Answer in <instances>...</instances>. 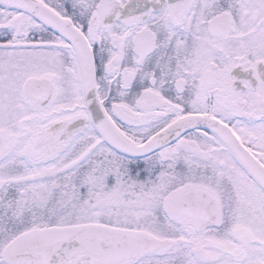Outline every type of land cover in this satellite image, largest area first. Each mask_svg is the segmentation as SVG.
<instances>
[{
  "label": "snow or ice",
  "instance_id": "1",
  "mask_svg": "<svg viewBox=\"0 0 264 264\" xmlns=\"http://www.w3.org/2000/svg\"><path fill=\"white\" fill-rule=\"evenodd\" d=\"M0 264H264V0H0Z\"/></svg>",
  "mask_w": 264,
  "mask_h": 264
},
{
  "label": "flooded vegetation",
  "instance_id": "2",
  "mask_svg": "<svg viewBox=\"0 0 264 264\" xmlns=\"http://www.w3.org/2000/svg\"><path fill=\"white\" fill-rule=\"evenodd\" d=\"M233 74L238 76L239 78H247V75H248L246 73H243L242 70H240V69L234 70ZM238 83L239 82L237 81V85H238Z\"/></svg>",
  "mask_w": 264,
  "mask_h": 264
}]
</instances>
